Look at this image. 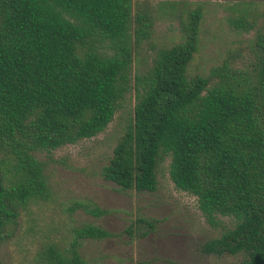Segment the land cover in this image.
<instances>
[{
  "label": "trees",
  "instance_id": "1",
  "mask_svg": "<svg viewBox=\"0 0 264 264\" xmlns=\"http://www.w3.org/2000/svg\"><path fill=\"white\" fill-rule=\"evenodd\" d=\"M251 3L234 4L240 14L231 26L255 27ZM200 17L191 10L184 39L160 48L135 76L132 124L101 175L121 190L153 191L169 157L174 186L196 196L209 223L219 214L234 220L200 250L264 264V26L247 66L225 61L208 76H190ZM151 25L147 8L133 14L132 0H0V239L18 203L46 194L37 154L91 138L112 121ZM109 235L86 224L64 251L49 245L42 257L86 264L80 240Z\"/></svg>",
  "mask_w": 264,
  "mask_h": 264
},
{
  "label": "rangeland",
  "instance_id": "2",
  "mask_svg": "<svg viewBox=\"0 0 264 264\" xmlns=\"http://www.w3.org/2000/svg\"><path fill=\"white\" fill-rule=\"evenodd\" d=\"M252 1L255 27L236 28V3ZM133 14L147 8L152 25L149 36L133 52L131 87L125 92L112 121L97 135L37 154L43 162L47 191L17 205V216L3 228L0 264H47L42 251L69 247L76 230L94 224L107 230L104 239H81L78 250L86 264H233L241 254H205L203 242L233 226L230 216L217 215L211 224L196 196L177 189L169 177V157L156 169L153 191L121 190L104 179L101 169L132 124L136 75L148 72L156 52L184 39L182 26L189 12L199 9L197 50L188 74L208 76L225 61L245 67L252 42L264 26V0H132ZM249 20V18H248ZM1 156V154H0ZM104 210L94 213L92 210Z\"/></svg>",
  "mask_w": 264,
  "mask_h": 264
}]
</instances>
